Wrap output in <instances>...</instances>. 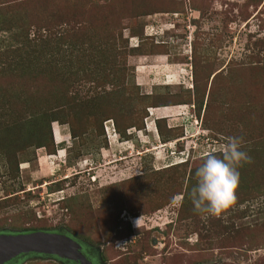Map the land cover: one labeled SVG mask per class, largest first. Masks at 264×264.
I'll use <instances>...</instances> for the list:
<instances>
[{"label": "rangeland", "instance_id": "obj_1", "mask_svg": "<svg viewBox=\"0 0 264 264\" xmlns=\"http://www.w3.org/2000/svg\"><path fill=\"white\" fill-rule=\"evenodd\" d=\"M230 136L252 162L204 218L187 193ZM33 230L103 264H264V0H0V232Z\"/></svg>", "mask_w": 264, "mask_h": 264}, {"label": "clouds", "instance_id": "obj_2", "mask_svg": "<svg viewBox=\"0 0 264 264\" xmlns=\"http://www.w3.org/2000/svg\"><path fill=\"white\" fill-rule=\"evenodd\" d=\"M148 36L156 35L149 34ZM181 106L186 112L184 117L189 116L190 114L187 112L190 107L188 105ZM191 118L193 117L190 115L189 119ZM192 121H196V118H193ZM202 136L199 135L200 141L203 140ZM63 142L64 140L55 143L53 139L55 146ZM243 144L242 137H224L223 143L218 148L203 153L200 158L202 162L195 169V184L187 193L195 213L204 218H218L236 203V193L239 188L238 169L244 164L252 162L248 153L242 150ZM87 170L91 169L87 168ZM175 200L176 197H173L172 202L174 203ZM137 227H139L138 223Z\"/></svg>", "mask_w": 264, "mask_h": 264}, {"label": "water", "instance_id": "obj_3", "mask_svg": "<svg viewBox=\"0 0 264 264\" xmlns=\"http://www.w3.org/2000/svg\"><path fill=\"white\" fill-rule=\"evenodd\" d=\"M52 257L72 264H90L80 244L63 232H0V264L13 263L26 256Z\"/></svg>", "mask_w": 264, "mask_h": 264}, {"label": "trees", "instance_id": "obj_4", "mask_svg": "<svg viewBox=\"0 0 264 264\" xmlns=\"http://www.w3.org/2000/svg\"><path fill=\"white\" fill-rule=\"evenodd\" d=\"M198 90L196 89L195 90V94H196V96L198 97ZM194 94V95H195ZM201 94H202V92H199V97L198 98H202V96H201ZM192 97H193V99H195V97L192 95ZM201 103V102H200ZM184 104V103H183ZM176 105H178V104H176ZM179 105H182V104H179ZM200 106V105H199ZM145 114V113H144ZM159 120H161V119H157V120H155V124H157L158 122H162V121H159ZM54 120H52L51 122H53ZM102 121H107V119H103V120H101L100 121V123H102ZM113 121V125L117 128V130H118V126L119 125H117L118 123H117V121L116 120H112ZM50 122V123H51ZM49 123V124H50ZM49 124H48V126H49ZM158 125V124H157ZM99 127H100V129L102 128L101 127V125H99ZM125 128H127V126H125ZM125 128H123V129H119L120 130V132H118L120 135H122V136H125L124 135V131H125ZM130 128V127H129ZM173 127H167V129H165V127H163L162 128V132H161V126H158V132H159V134H160V136L161 137H163L165 134H167V133H169V134H167L168 136L166 137V138H170L169 136H170V132L172 131L171 129H172ZM175 128V127H174ZM77 129V128H76ZM128 129V128H127ZM156 129H157V127H156ZM72 133V135L71 136H73L74 138H76V136H74V134H73V132H71ZM128 134V133H127ZM53 137V131H52V135H51V132H50V129H49V127H48V142H47V144H49V147H48V149L50 150V152L49 153H45V154H47V155H53V153H54V143H53V139H52V137ZM56 143V142H55ZM37 149H40V148H43L44 150H45V145H41V146H37L36 147ZM187 160H184V161H182V162H178V163H174V164H171V165H169V167L170 166H175V165H178V164H183V163H185ZM34 231V230H33ZM17 264V263H16Z\"/></svg>", "mask_w": 264, "mask_h": 264}, {"label": "flooded vegetation", "instance_id": "obj_5", "mask_svg": "<svg viewBox=\"0 0 264 264\" xmlns=\"http://www.w3.org/2000/svg\"><path fill=\"white\" fill-rule=\"evenodd\" d=\"M80 246H81V252L84 254L85 258L90 262V264H103L101 262V258L100 259L99 258H96V255H95L94 251H91L89 248L84 247L81 244H80ZM30 256L42 257V258H49V259H51L53 261H56V262H58L60 264H72L70 262H63V261L56 260L55 258H52V257H43V256H38V255H30ZM26 257H28V256H26ZM26 257H24V258H26ZM24 258H22V259H24ZM22 259L17 260L14 263L16 264V263L20 262ZM8 264H13V263L9 262Z\"/></svg>", "mask_w": 264, "mask_h": 264}]
</instances>
